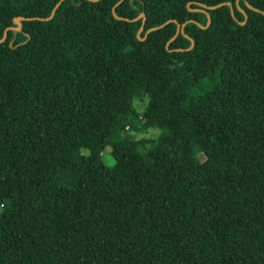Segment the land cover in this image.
Here are the masks:
<instances>
[{
  "label": "trees",
  "instance_id": "16d2710c",
  "mask_svg": "<svg viewBox=\"0 0 264 264\" xmlns=\"http://www.w3.org/2000/svg\"><path fill=\"white\" fill-rule=\"evenodd\" d=\"M57 1L0 0V38L35 17L0 41V264H264V0Z\"/></svg>",
  "mask_w": 264,
  "mask_h": 264
},
{
  "label": "water",
  "instance_id": "95a60500",
  "mask_svg": "<svg viewBox=\"0 0 264 264\" xmlns=\"http://www.w3.org/2000/svg\"><path fill=\"white\" fill-rule=\"evenodd\" d=\"M61 1H62V0H59V1H57V2L55 3V5H54V7H53V9H52V11H51V14H50L48 17H45V18L39 17V19H50V18H52V16L54 15L55 9L57 8V6H59V4L61 3ZM121 1H122V0H119L118 2H116V4H114V6L112 7V14H113L114 17L117 18V19L130 20V19L127 18V17H122V16L117 15L116 12H115V7H116ZM225 4L228 5V6L230 7L231 15L234 17L233 5H232V3L229 2V1H224V2H221V3L215 4V5H210V6L205 5V4H201V3H200V5L202 6L201 9H200V8H190V10H200V11L206 12L205 9H215V8H217V7L221 6V5H225ZM246 4H247L250 8L255 9V10H257V11H260V12H262V13L264 14V12H263L262 10H260V9H258V8H254V7H252V6H251L250 4H248V3H246ZM238 8H239L240 11H242V12L244 13V16H245V19H244L243 21H240V22H239V23L243 24V23L245 22L246 18H247V15H246L245 11H244L242 8H240V7H238ZM207 16H208V20H207V22H206V25H201L198 21L193 20V19H190V20H188V21L194 22V23H196L197 25H199L200 27L205 28V27H207V25H208L209 22H210L209 14H207ZM140 17H142L143 20H142V23H141V25H140L138 31H137V35H138V38H139L140 40H143L144 37H140V36H139V33H140L141 30L143 29L144 20H145L144 14H143V13H142V14H139L136 18H133L132 20H136V19H138V18H140ZM33 18H35V17L17 16V17L15 18L16 25H15V26H14V25L7 26V27L4 29L3 36L0 38V41H3V40L5 39V37H6L7 32H8L9 29L17 30V29H19V28L21 27L22 20L33 19ZM169 21H175V22H176V26H177L175 34L170 38L169 41L173 40V39L178 35L179 31H180V30H181V31L183 30V26H184L185 22H183L182 24H180V23L177 22L175 19H169V20H167L166 22L160 24L159 26H155V27H150V28H148V29L146 30V32H145V36L147 35V33H148L149 31H151V30H153V29H156V28H158V27H162L165 23H167V22H169ZM186 36H187V35H186ZM187 37H188V38L190 39V41H191L190 46L187 48V49H189V48H191V47L193 46V39H191L189 36H187ZM178 50H182V48H179Z\"/></svg>",
  "mask_w": 264,
  "mask_h": 264
},
{
  "label": "rangeland",
  "instance_id": "374dc122",
  "mask_svg": "<svg viewBox=\"0 0 264 264\" xmlns=\"http://www.w3.org/2000/svg\"><path fill=\"white\" fill-rule=\"evenodd\" d=\"M146 102H147L146 96L142 97L141 99H135L134 100L133 104H134V107H135V109L139 115L142 114V111L144 110ZM130 133L135 134V136H137V137L144 136V137L154 138L158 135L159 129L150 128L147 132H144V133H134L132 131H130ZM117 137H118L117 135H115V136L113 135L109 138L103 139V142H102L103 146L105 147L104 153L102 155V160H103L104 164L107 165L108 167H111L113 165V158L110 154L109 148L106 146H107V144H109L111 142L117 141L118 140Z\"/></svg>",
  "mask_w": 264,
  "mask_h": 264
},
{
  "label": "clouds",
  "instance_id": "9594fccd",
  "mask_svg": "<svg viewBox=\"0 0 264 264\" xmlns=\"http://www.w3.org/2000/svg\"><path fill=\"white\" fill-rule=\"evenodd\" d=\"M3 207V205L2 204H0V208H2Z\"/></svg>",
  "mask_w": 264,
  "mask_h": 264
}]
</instances>
